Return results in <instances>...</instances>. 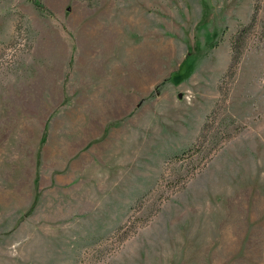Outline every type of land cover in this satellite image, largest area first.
<instances>
[{
    "label": "rangeland",
    "instance_id": "rangeland-1",
    "mask_svg": "<svg viewBox=\"0 0 264 264\" xmlns=\"http://www.w3.org/2000/svg\"><path fill=\"white\" fill-rule=\"evenodd\" d=\"M0 0V264H264V0Z\"/></svg>",
    "mask_w": 264,
    "mask_h": 264
},
{
    "label": "trees",
    "instance_id": "trees-1",
    "mask_svg": "<svg viewBox=\"0 0 264 264\" xmlns=\"http://www.w3.org/2000/svg\"><path fill=\"white\" fill-rule=\"evenodd\" d=\"M27 1L33 3L34 6H35L38 10H40L41 12H42V10L44 9L42 3H41L39 0H27Z\"/></svg>",
    "mask_w": 264,
    "mask_h": 264
}]
</instances>
